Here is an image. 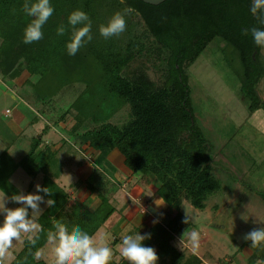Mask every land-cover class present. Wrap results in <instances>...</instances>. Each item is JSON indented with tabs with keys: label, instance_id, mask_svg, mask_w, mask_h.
Instances as JSON below:
<instances>
[{
	"label": "trees",
	"instance_id": "trees-1",
	"mask_svg": "<svg viewBox=\"0 0 264 264\" xmlns=\"http://www.w3.org/2000/svg\"><path fill=\"white\" fill-rule=\"evenodd\" d=\"M251 2L168 0L152 6L138 0H52L55 12L43 28L44 38L32 43L16 64L22 73L41 76L33 86L43 100H51L69 85H85L84 92L67 112L76 113L72 133L88 128L85 134L77 136L100 152L101 157L106 158L117 150L133 174L141 175L146 182H156L157 195L169 207L167 228L176 236L192 226L183 223L184 202L203 211L207 202L222 191V183L213 173L216 168L214 145L197 126L190 98V68L213 41L219 39L226 44L222 53L227 66L240 80V99L248 104V112L264 110V99L259 94L264 79V63L260 60L263 48L258 47L251 36L252 28H264V13L253 16ZM23 4L24 0H0V23L10 21L24 30L31 18L24 14ZM78 8L92 20L93 40L75 56H70L66 49L71 37L67 18ZM116 13L124 16L127 31L120 38L106 40L99 28ZM136 16H140L159 50L168 53L167 81L161 89L154 88L142 72L132 78L124 73L135 57L132 49L137 46V37L132 31L138 25L134 22ZM61 24L67 31L58 36L57 28ZM245 30H248L247 35ZM0 34H3L1 30ZM255 51L258 53L254 58ZM6 58L9 60L1 63L3 72L7 71L8 64H13L10 53ZM125 106L130 108V119L123 125L109 123ZM40 142L35 139L31 152L18 163L6 152L0 157V190L4 194L11 197L21 193L10 180L22 168L34 180L44 172L42 187L52 193L51 197L45 196V200H55L54 206L48 207L38 220L40 238L36 246L25 239L22 251L10 264H49L37 260L36 253L47 245V231L55 221L63 220L95 236L116 211L110 200L101 194L103 192L99 195L101 204L93 212L79 202L71 204L68 193L57 182L62 172L53 165L58 164L56 156L48 155L47 149L38 151ZM8 167L12 169L7 170ZM100 179L104 182L107 177L95 168L87 180L91 194L106 188L95 185ZM145 244L151 246L148 240ZM168 247L171 248L163 246L157 251L158 264H168L164 256ZM261 249L264 252V248ZM177 254L179 259L180 254ZM178 259H173L171 264H181ZM257 260L258 256L254 255L250 264H256ZM112 264L117 263L112 260Z\"/></svg>",
	"mask_w": 264,
	"mask_h": 264
},
{
	"label": "rangeland",
	"instance_id": "rangeland-1",
	"mask_svg": "<svg viewBox=\"0 0 264 264\" xmlns=\"http://www.w3.org/2000/svg\"><path fill=\"white\" fill-rule=\"evenodd\" d=\"M134 22L138 24L132 31L137 37V46L132 49L135 57L124 73L128 78H132L142 72L146 74L154 88L161 89L165 87L167 81L168 53L159 50L160 47L150 36L140 16H136ZM0 30L3 32L0 34V157L6 152L20 159L30 151L33 138L37 139L38 133L35 130L37 127L27 129L24 123L18 129L13 128L10 125L11 118L7 117L6 112L8 110L14 116L15 112L26 111V105L31 106V102L35 101L34 104H38L36 99L42 97L33 85L40 81L41 76L26 71L22 73L16 65L31 46L23 43L24 30L10 21L0 23ZM225 46L224 42L216 39L190 68L192 73L190 98L195 109L197 126L214 145L213 159L216 168L213 173L221 181L222 191L207 202V208L203 211L195 209L188 202H184L181 209L183 215L188 214L192 218L194 224L191 225L202 232L200 244L203 247L200 256L203 261L188 250L184 251L183 260L181 255L178 259V254L173 248L168 247L164 252L165 256L168 254L170 257L168 264H171L173 259L180 260L181 264H250L254 255L264 261L261 247L252 248L250 242L243 239L246 233L264 227V110L260 109L251 114L248 112V104L241 101V83L225 62L222 53ZM7 52L12 55L13 64H8L7 71L3 72L1 63H4L3 60H9L6 58ZM260 60L264 63V48ZM84 90L83 84L69 85L56 97L46 101L49 116L48 113L47 115L40 113L47 122L45 124L44 120H41L42 128L49 126L53 132L46 140L49 144L46 149L48 155L53 153L56 156L58 164L53 165L59 171L66 166L70 170L73 167L71 163L75 160H82L85 163L86 157L89 156L87 149L84 150L87 144L77 136L85 134L88 128L81 133H72L71 126L76 125L74 119L76 113L73 110L67 114ZM259 94L264 99V79L259 86ZM130 112L128 106L123 107L115 113L109 123L123 125L130 119ZM61 118L64 124L61 123ZM60 143L62 149L55 150L53 146ZM4 159H7L6 156ZM97 164V168L102 165L100 160ZM114 167L113 165V168L106 169V166L103 169L113 175ZM11 169L8 167L7 170ZM100 169L103 172L101 167ZM45 177L44 172H41L34 180L20 168L10 181L21 193L29 194L36 192L37 184L42 186ZM104 182L101 179L96 181L98 184L95 185L99 186L98 188H106H100L95 194L90 193L87 181L75 184L76 188L72 192H67L70 203L79 202L93 212L101 204L99 197L101 192L110 203L117 202L119 197L122 198L123 193L120 190H124L125 187H113L108 179ZM0 197L8 196L0 190ZM8 198L5 201L7 207L19 206ZM41 208L42 216L48 206L41 204ZM242 216L248 219L247 222L241 218ZM2 220L3 216L0 215V221ZM112 237L113 234L110 232L106 238L109 240L105 242L110 243ZM96 239L98 242L102 241L99 234ZM24 241L25 239L14 241L4 264H10L22 251ZM40 253L37 260L52 264L54 255L51 246L46 245Z\"/></svg>",
	"mask_w": 264,
	"mask_h": 264
},
{
	"label": "clouds",
	"instance_id": "clouds-1",
	"mask_svg": "<svg viewBox=\"0 0 264 264\" xmlns=\"http://www.w3.org/2000/svg\"><path fill=\"white\" fill-rule=\"evenodd\" d=\"M23 12L31 20L24 29L23 43L32 44L44 38L43 28L55 12L52 0H24ZM250 12L253 16L264 13V0H252ZM67 24L71 28L70 40L66 43L67 53L75 56L86 44L93 40L92 20L82 9L72 11L67 18ZM67 31L65 25L57 28V35L63 36ZM127 31V22L123 15L116 13L106 25L99 28L100 35L106 40L120 38ZM248 34V30L244 31ZM251 36L254 43L264 48V28H252ZM43 193V195H41ZM49 188L36 185V192L29 194H14L10 197L18 207L10 208L5 204L8 197H0V264L8 256L14 241L26 239L35 247L39 240L40 225L38 223L43 209L41 204L48 207L54 206V199L45 200V196L51 197ZM156 205L162 204L156 201ZM147 212L144 209V214ZM245 222L244 216L241 217ZM154 220L153 223H158ZM192 218L187 214L183 220L185 224H191ZM151 239V234H141L140 231H128L121 236L118 245L120 256L127 264H158L159 256L155 248L146 246L145 241ZM245 241L250 242V247H264V227L256 228L245 234ZM201 233L197 228H188L181 236L179 244L182 250L186 247L196 252L200 247ZM46 244L51 246L54 260L52 264H112L113 248L106 242H98L96 237L88 231L76 225H69L63 220L53 223L47 231ZM37 251V258L40 257ZM256 264H264L257 260Z\"/></svg>",
	"mask_w": 264,
	"mask_h": 264
},
{
	"label": "crops",
	"instance_id": "crops-1",
	"mask_svg": "<svg viewBox=\"0 0 264 264\" xmlns=\"http://www.w3.org/2000/svg\"><path fill=\"white\" fill-rule=\"evenodd\" d=\"M46 101L47 100H43L42 98H37L36 99V102L38 103L37 105H35L34 104L35 101H33L31 102V106L26 105V111L15 112L14 116H12L11 112L8 110L6 112L7 117L11 118L10 125L13 128L16 127L18 129V127L22 126L24 123H26L27 129L32 127H37L35 129L36 133H38L37 139L41 140L38 151H44L46 147H49V144L46 142V140L51 134H53L51 129L48 128L49 127L48 125H47L48 127H44L45 129H43L41 126L42 125L41 120H44L45 124L47 123L45 117H42L40 115V113L42 112H43L42 114L45 113L47 115L49 111ZM63 118H61V121ZM63 122L64 121H62L61 123L64 124ZM72 128L73 126H71V130ZM42 130L43 132H41ZM34 141L35 138H33L32 140L33 144ZM33 144L31 145L28 154L31 152L33 148ZM62 147L63 146L61 143L55 144L53 146L55 150H60L62 149ZM84 150H86L89 154V156L87 157L85 156L86 157L85 163L82 160L73 161V163H71L73 164V167L69 170V167L67 168L66 166L61 171L62 175L57 182L61 183L60 186H62V188L66 192H72V190L76 188L75 184H79V182L81 181L86 182L93 175L95 168H97L96 164L99 162V160L101 161L102 164L99 166L102 169L106 166H107L106 169L108 168L111 169L113 168V165L115 166L112 173L113 175H110V173L106 169L105 170L103 169L102 172L100 167L97 168L103 173L104 176H107V179H109L113 184H115L117 187L120 188L125 187V189L120 190L123 193L122 198L119 197V199H117V202L113 201L114 202L113 206L116 209L115 213L95 235L96 237L99 234V237L101 238L100 240H102L101 242H105V240L106 241L109 240V238L108 239L106 238L110 234V232L113 234L112 239H110V243L108 242L109 244H111L110 246L113 248V260L117 264H121L125 262V260L120 256L118 245L121 242V236L123 234H127L128 231H132V232L140 231L141 234H151V239L148 240L151 243L150 247H153L156 249V251H158L163 246H171V248L175 249V251L182 256L181 260H183L184 251L188 250L190 252L191 249L186 247L184 250H182L179 244L182 235L176 236L173 233H171L167 228L170 222L169 207L157 195L158 184L156 182L146 183L141 175L133 174L125 166V159L121 155V153L117 150L110 152L108 157L106 158L101 157L100 152L93 150L88 145L85 146ZM10 156L17 163L24 158L22 157L18 159L13 157L12 155ZM70 162L72 161H69V163ZM69 163L67 165H69ZM118 200L120 201L118 202ZM156 201L162 205L157 206ZM144 209L147 210L145 214H144ZM154 220H158L159 222L153 223ZM190 228H197V227L191 226ZM101 232L102 234H100ZM200 233L202 232L200 231ZM203 236L204 235H202V237ZM202 247L203 245L200 244L199 249L195 253L194 252L192 253L196 255L197 258L203 261V259L200 256ZM167 256L168 255L165 256V259L168 260Z\"/></svg>",
	"mask_w": 264,
	"mask_h": 264
},
{
	"label": "water",
	"instance_id": "water-1",
	"mask_svg": "<svg viewBox=\"0 0 264 264\" xmlns=\"http://www.w3.org/2000/svg\"><path fill=\"white\" fill-rule=\"evenodd\" d=\"M138 1L144 2V3L149 4V5H152V6H159V5L165 3L168 0H138ZM257 53L258 52L255 51V53L253 55L254 58L257 55Z\"/></svg>",
	"mask_w": 264,
	"mask_h": 264
}]
</instances>
